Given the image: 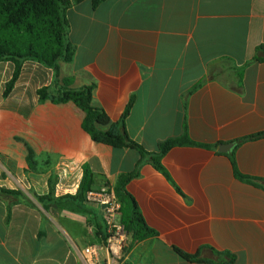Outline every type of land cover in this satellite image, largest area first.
<instances>
[{"label": "crops", "instance_id": "0c3cea01", "mask_svg": "<svg viewBox=\"0 0 264 264\" xmlns=\"http://www.w3.org/2000/svg\"><path fill=\"white\" fill-rule=\"evenodd\" d=\"M94 1L67 12L75 52L61 63V79L73 89L94 84L93 104L113 122L134 98L126 130L148 152L184 136L198 144L163 156L169 178L146 159L127 185L155 232L130 234L127 264H211L176 249L212 264H264V138L238 143L264 132V0ZM14 70L0 63V187L21 195H0V264H85L89 246L105 264L100 209L44 205L37 196L49 194L53 176L57 198L75 195L85 166L93 191L115 187L142 157L93 141L74 103H40L38 90L55 76L38 62H25L4 98ZM230 143L231 152L219 151ZM233 158L251 180L237 177Z\"/></svg>", "mask_w": 264, "mask_h": 264}, {"label": "trees", "instance_id": "16d2710c", "mask_svg": "<svg viewBox=\"0 0 264 264\" xmlns=\"http://www.w3.org/2000/svg\"><path fill=\"white\" fill-rule=\"evenodd\" d=\"M83 1L0 0V63L11 62L15 66L13 77L7 83L3 96L8 98L12 93L26 61L38 62L51 68L55 76L52 86L38 90L40 103L46 101H51L54 104L74 103L85 113L83 129L91 136L93 141L115 149H133L141 155L142 160L138 163L136 169L131 173L123 174L114 187L122 204V223L135 239L141 240L154 235L155 232L146 225L135 199L126 190L127 185L132 179L139 176L140 167L146 159L150 160L158 171L169 178L161 163L163 156L174 147L195 146L198 144L188 136H184L160 144L158 152H148L135 142L126 130L125 122L134 98L131 99L122 118L117 122H113L104 109L93 104L94 84L73 89L70 88V80L61 79V63L71 62L75 52L74 46L69 41L67 12L73 5ZM99 3V0H95L93 3L94 8ZM262 51L264 53V47ZM259 60L264 61V57ZM61 82H63V87H59ZM262 138H264V132L239 140L238 143ZM205 147L211 148L212 146ZM232 160L237 177L243 180H251L238 171L235 159L233 158ZM27 161L29 168L33 170L37 164V159L32 149H29ZM55 183L53 176L49 180V194L37 196L39 202L44 205L46 203H54L58 206L69 203L76 207L74 208L76 211L89 213L87 194L93 191L94 176L88 166L84 167L83 177L75 195H65L57 198L55 196ZM0 195L4 197L19 196L21 192L0 187ZM93 215L99 216V214L94 212ZM98 225L101 229L102 241L105 243L107 235L102 231V222L98 221ZM176 251L189 261L213 263L202 260L199 256H191L177 249ZM215 254L217 256L226 255L216 251ZM232 260L231 258L229 263Z\"/></svg>", "mask_w": 264, "mask_h": 264}, {"label": "built area", "instance_id": "2783aa9c", "mask_svg": "<svg viewBox=\"0 0 264 264\" xmlns=\"http://www.w3.org/2000/svg\"><path fill=\"white\" fill-rule=\"evenodd\" d=\"M87 200L100 209L106 227L107 240L102 247L107 255L105 264H127L126 249L130 233L121 221L122 204L115 188L105 185L97 191L89 192ZM98 253V247L89 246L80 255L85 264H99Z\"/></svg>", "mask_w": 264, "mask_h": 264}, {"label": "water", "instance_id": "95a60500", "mask_svg": "<svg viewBox=\"0 0 264 264\" xmlns=\"http://www.w3.org/2000/svg\"><path fill=\"white\" fill-rule=\"evenodd\" d=\"M236 147V143H230V144H225L221 145L219 151L221 153H229L231 152L234 148Z\"/></svg>", "mask_w": 264, "mask_h": 264}, {"label": "rangeland", "instance_id": "374dc122", "mask_svg": "<svg viewBox=\"0 0 264 264\" xmlns=\"http://www.w3.org/2000/svg\"><path fill=\"white\" fill-rule=\"evenodd\" d=\"M83 213H85V212H83Z\"/></svg>", "mask_w": 264, "mask_h": 264}]
</instances>
